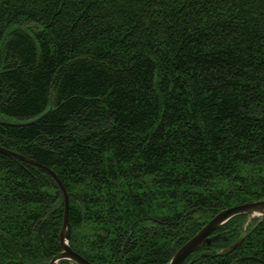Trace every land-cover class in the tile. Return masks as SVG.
Returning <instances> with one entry per match:
<instances>
[{
  "label": "trees",
  "instance_id": "trees-1",
  "mask_svg": "<svg viewBox=\"0 0 264 264\" xmlns=\"http://www.w3.org/2000/svg\"><path fill=\"white\" fill-rule=\"evenodd\" d=\"M0 147L88 263L168 264L264 200V0H0ZM63 215L0 154V264H49ZM216 234L183 264H264V217Z\"/></svg>",
  "mask_w": 264,
  "mask_h": 264
},
{
  "label": "water",
  "instance_id": "water-1",
  "mask_svg": "<svg viewBox=\"0 0 264 264\" xmlns=\"http://www.w3.org/2000/svg\"><path fill=\"white\" fill-rule=\"evenodd\" d=\"M51 109H48L44 114L41 116L32 119L30 121L24 123H16L13 124V127H27L31 125H35L39 121H41L44 117H46L50 113ZM0 154L6 156L11 159L19 160L22 163H26L28 165L34 166L44 172L45 174L52 177L60 190L61 195L63 196L64 200V215H63V222H62V229L59 235L60 243H61V252L55 256L49 264H58L60 261L66 260L70 261L73 264H90L85 259H83L78 254L74 253L68 246L69 237H70V228L68 224V198L66 192L62 186V184L58 181L56 176L52 171L49 169L41 166L40 164L29 160L23 156H20L16 153L11 151L5 150L0 147ZM240 215H248L250 218H260L264 217V200L260 202L248 203L236 207H231L225 209L218 214H216L204 227L198 231L188 242H186L170 259L168 264H183L184 261L194 252L200 250L201 248L205 247L208 244L215 243L219 240H226L227 238L222 236L221 234L213 235V233L219 230L223 225H225L228 221L232 218ZM239 242L234 244L233 246L227 249L228 252H231L238 246ZM242 261L251 260L249 258L241 259ZM254 260V259H252ZM256 262L261 263L255 259Z\"/></svg>",
  "mask_w": 264,
  "mask_h": 264
}]
</instances>
